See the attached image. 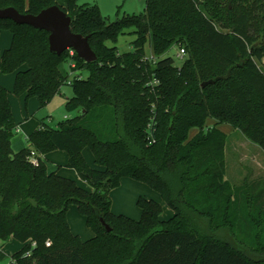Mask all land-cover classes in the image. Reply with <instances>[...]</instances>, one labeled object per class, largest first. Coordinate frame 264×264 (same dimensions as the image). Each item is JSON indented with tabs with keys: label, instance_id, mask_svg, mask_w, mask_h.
<instances>
[{
	"label": "trees",
	"instance_id": "obj_1",
	"mask_svg": "<svg viewBox=\"0 0 264 264\" xmlns=\"http://www.w3.org/2000/svg\"><path fill=\"white\" fill-rule=\"evenodd\" d=\"M145 3L144 13L111 21L78 0H0V9L21 14L60 7L97 56H57L47 32L0 19V35L12 33L0 74H16L13 93L45 108L69 85L66 111L76 113L57 128L42 123L15 153L10 92L0 85V241L24 244L17 264H264V224L245 213L262 195L225 180L227 135L218 128L228 124L264 150V0ZM130 29L132 52L108 46ZM175 45L186 52L181 67L162 58ZM68 59L72 76L61 70ZM86 148L101 169L88 165ZM55 151L68 154L91 191L48 171L41 157ZM123 178L158 192L173 217L162 220V206L144 197L140 220L114 214L111 193ZM73 205L95 234L88 241L70 229Z\"/></svg>",
	"mask_w": 264,
	"mask_h": 264
},
{
	"label": "rangeland",
	"instance_id": "obj_2",
	"mask_svg": "<svg viewBox=\"0 0 264 264\" xmlns=\"http://www.w3.org/2000/svg\"><path fill=\"white\" fill-rule=\"evenodd\" d=\"M145 2L146 0H78V5L97 4L103 16L109 18L111 21H115L118 15L144 13L146 7ZM133 31V29L127 30L116 44L108 42V46L117 47L120 54L132 52L134 50L132 43L136 38L132 34ZM1 34L0 50L4 52L11 46L12 33L10 31H2ZM147 51L151 56L149 46H147ZM179 55L180 48L178 45H175L162 58L171 57L175 61V66L181 67L184 59L180 58ZM72 62V59H68L61 65V70L65 75L72 76L70 68ZM77 75L80 76L81 72L77 73ZM3 76L15 77L13 74ZM72 96V88L66 85L62 88L61 95H57L47 107L42 108L37 98L27 100L26 98L17 97L12 93L11 106L13 117H16V120L14 119L16 126L20 122L22 123L29 119L28 127L36 123H45L53 128H57L60 122L76 116V113H68L66 111V101ZM219 129L227 135L225 147V180L228 181L232 188L239 190L241 194H248L250 192L253 195L258 193L262 195L260 201L257 202V206L250 205L248 208H245V213L248 216L251 214L250 219L253 222L264 224V150L249 141L240 131L234 130L228 124L220 125ZM13 139L14 143H17V141L21 142L22 140L28 145L27 139L17 132ZM86 153L90 155V149H87ZM255 183V187H252ZM140 197L148 200H156L162 206V220L166 221L173 217L174 212L164 202L158 192L151 189L148 185L135 180L125 181L119 190L116 189L112 192L113 213L116 215H124L133 220H140L142 214L137 205ZM242 201L246 202V199L244 198ZM68 216L74 232L79 231L82 233L86 230L88 233H92L86 226L84 217L79 213L76 206L73 205L71 207ZM254 233L256 232L254 231ZM263 234L264 232L261 235ZM82 236L86 237L85 235ZM21 247L22 245L14 239L7 242L0 241V248H2V251L6 255V259L0 264H16L13 261V255Z\"/></svg>",
	"mask_w": 264,
	"mask_h": 264
},
{
	"label": "water",
	"instance_id": "obj_3",
	"mask_svg": "<svg viewBox=\"0 0 264 264\" xmlns=\"http://www.w3.org/2000/svg\"><path fill=\"white\" fill-rule=\"evenodd\" d=\"M0 19L11 20L18 25H27L47 32L50 51L57 56L73 50L86 63H93L97 60L89 44V37L73 33L71 17L58 6L45 9L38 15L21 14L14 8L0 9ZM101 223L107 232L111 231L103 219Z\"/></svg>",
	"mask_w": 264,
	"mask_h": 264
},
{
	"label": "crops",
	"instance_id": "obj_4",
	"mask_svg": "<svg viewBox=\"0 0 264 264\" xmlns=\"http://www.w3.org/2000/svg\"><path fill=\"white\" fill-rule=\"evenodd\" d=\"M97 5V4H96ZM2 34L0 35V38H1ZM12 75V74H10ZM15 75V77L13 76H3V74H0V85L5 87L9 92V101L11 103V94L13 93V89H14V84H15V79H16V74H13ZM22 98H26L25 95L21 96ZM67 103V101H66ZM67 118V117H66ZM14 119L16 120V117L14 116ZM28 123H29V119L26 120L25 122H20L19 125H17V130L16 132L21 135L22 137L26 138L27 141H28V138L29 136L35 131L37 130L38 128H40L41 124L42 123H36V124H33L31 127H28ZM25 124V125H24ZM216 124V122L214 120H208L207 121V126L208 127H211V126H214ZM27 127V128H26ZM220 126H218L219 128ZM25 128V129H24ZM198 133V130L197 129H194L190 132V138H193L196 134ZM14 140V139H13ZM12 140V149L15 153H18L19 151H21L22 149L26 148L29 146V142H28V145L25 144L22 140L21 142L17 141V143ZM88 148H86L84 151H83V156L86 160V162L88 163V165L93 168V169H101L100 167H98L96 164H95V158H94V155L93 153L91 152L90 155H88L86 153ZM91 151V150H90ZM66 154V155H65ZM41 159L46 163L47 165V168H48V171L50 173H56L62 177H65V178H68V179H71V180H74L75 182L78 183L79 186H81L82 188L84 189H87L89 191H91V187L88 185V183L84 180L81 179V177L78 175V173L74 170V169H71L67 166L68 164V161H69V157L67 155L66 152H63V151H55V152H52V153H49L48 155L46 156H42ZM129 180H133V179H130V178H123L121 180V184H120V187L123 185V183L125 181H129ZM130 183V182H129ZM120 187L117 188V190L120 189ZM116 190V189H115ZM114 191V190H113ZM112 191V192H113ZM112 194V193H111ZM156 201V200H155ZM72 207V206H71ZM71 207L69 208V210L71 209ZM113 212V211H112ZM69 213V211H68ZM142 214V213H141ZM84 217V216H83ZM84 221H85V224L87 226V223H86V218L84 217ZM138 221V220H136ZM68 222H69V226H70V229L72 231V233L74 235H78L83 241H88L90 239H92L95 234L94 232L90 229V231H92V233H88L86 230L83 231L82 233H80L79 231L77 232H74L72 230V227H71V224H70V220H69V216H68ZM85 235L86 237H83L82 235ZM21 244V243H20ZM22 247L21 249L24 247V244H21ZM19 249V251L21 250ZM0 251H2V248H0ZM18 252V251H17ZM4 253V252H3Z\"/></svg>",
	"mask_w": 264,
	"mask_h": 264
},
{
	"label": "built area",
	"instance_id": "obj_5",
	"mask_svg": "<svg viewBox=\"0 0 264 264\" xmlns=\"http://www.w3.org/2000/svg\"><path fill=\"white\" fill-rule=\"evenodd\" d=\"M69 52H70L71 55H74V51H73V50H69ZM185 54H186L185 50H184V49H181V50H180V55H179V57H180V58H184ZM70 67H71V68H74L75 65L72 63ZM30 161H31V163H32L33 165H35V166H38V164H39V159H38V157L36 156V154H35L34 152L32 153V155H31V157H30ZM46 245H47L48 247L51 246V242H50V241H47V242H46ZM34 246H36V243H33V247H34ZM27 255H30V252L27 253ZM13 261L17 264V262H16L15 260H13Z\"/></svg>",
	"mask_w": 264,
	"mask_h": 264
}]
</instances>
